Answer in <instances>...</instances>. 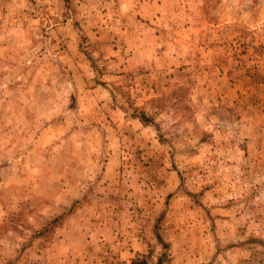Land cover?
<instances>
[{
	"label": "rangeland",
	"instance_id": "1",
	"mask_svg": "<svg viewBox=\"0 0 264 264\" xmlns=\"http://www.w3.org/2000/svg\"><path fill=\"white\" fill-rule=\"evenodd\" d=\"M64 235L67 264H264V0H0V264Z\"/></svg>",
	"mask_w": 264,
	"mask_h": 264
},
{
	"label": "crops",
	"instance_id": "2",
	"mask_svg": "<svg viewBox=\"0 0 264 264\" xmlns=\"http://www.w3.org/2000/svg\"><path fill=\"white\" fill-rule=\"evenodd\" d=\"M70 229L71 228L69 226V230ZM70 242L71 241H70L69 236L64 235L62 238H59L58 236V240L54 243L52 247V251L49 255L50 256V260H48L50 261L49 264H67L68 263L67 260H70V259L67 258L68 256L67 254H69L70 250H72V246H70ZM8 264H13V263H8Z\"/></svg>",
	"mask_w": 264,
	"mask_h": 264
},
{
	"label": "trees",
	"instance_id": "3",
	"mask_svg": "<svg viewBox=\"0 0 264 264\" xmlns=\"http://www.w3.org/2000/svg\"><path fill=\"white\" fill-rule=\"evenodd\" d=\"M137 116H138V119L140 120V122L142 124H144V125H148V124L155 125L156 129L159 131V126L156 123L155 118L153 117V115L146 114L143 110H138ZM60 220H63V215H59L58 217L54 218L51 222L46 224V226H44V230L53 229L54 226ZM160 260L161 259L158 260L157 264H161ZM141 262L143 263V261H135L134 263L135 264H141ZM143 264H145V263H143Z\"/></svg>",
	"mask_w": 264,
	"mask_h": 264
}]
</instances>
